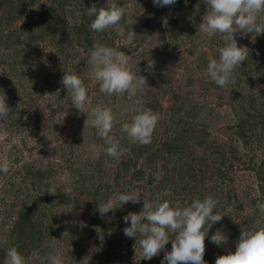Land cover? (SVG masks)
Here are the masks:
<instances>
[{
  "label": "trees",
  "instance_id": "1",
  "mask_svg": "<svg viewBox=\"0 0 264 264\" xmlns=\"http://www.w3.org/2000/svg\"><path fill=\"white\" fill-rule=\"evenodd\" d=\"M116 2L124 7L125 20L135 22L131 25L137 34L134 46L126 45L112 29L95 32L89 28L94 17L87 15V9L93 4L104 7L107 0H0V95H5L10 109L6 118H0V134L15 128L35 142L46 138L44 129L57 124L65 109L68 93L62 77L65 72L76 73L88 89L89 108L113 109L116 123L111 134L119 140L123 154L116 159L101 151L95 168L106 163L109 169L102 174L90 169L82 193L75 187L78 181L70 186L69 198L80 193L75 194L71 210L73 218L80 221L72 230L73 246L81 248L88 243L87 254L93 264H161L165 252L171 251V240L159 255L141 259L137 238L124 234L130 226L124 217L141 211L143 198L166 200L172 207L183 208L210 194L224 215L205 237L204 261L215 264L218 256L235 252L242 231L254 229L257 220L264 225V215L257 208L258 203H264V37L246 41L245 35H235L238 46L249 49V56L235 70V82L220 88L210 81L206 69L210 57L219 58L223 37L212 35L207 45L198 42L208 36L198 30L207 8L203 0H177L165 7L154 5L153 0ZM121 24L127 30L124 20ZM166 38L169 43L163 46ZM95 42L128 56L136 51L130 65L147 84L134 100L127 93L108 96L99 91L88 63ZM184 46L192 47L191 52H181ZM166 47L179 53L178 62L195 60L184 62L177 74L178 62L167 59ZM36 60L43 65L36 67ZM151 60L154 67L146 77L144 69ZM49 93L55 94L54 103L46 102ZM136 106L159 114L148 145L132 143L121 131L135 114L123 110ZM87 128L96 145L105 147L96 130ZM6 154L9 161L15 158L18 163L11 190L16 192L15 200L18 192L24 191L14 206L10 235L21 254L43 240L45 219L40 214L44 199L61 204L60 194L66 193L54 170L63 163L68 171L70 167L63 155L41 154L30 163L19 149ZM53 185L55 194H49ZM118 193H138L141 199L102 217L98 207ZM218 229L228 238L220 247L210 240Z\"/></svg>",
  "mask_w": 264,
  "mask_h": 264
},
{
  "label": "clouds",
  "instance_id": "2",
  "mask_svg": "<svg viewBox=\"0 0 264 264\" xmlns=\"http://www.w3.org/2000/svg\"><path fill=\"white\" fill-rule=\"evenodd\" d=\"M176 2L177 0H153L154 5L158 7L174 5ZM203 3L207 8L199 24V32L205 35L218 34L224 41L223 46L218 48L219 58H209L206 74L210 81L224 88L235 82V70L241 67L249 56V49L246 46H238L235 35L251 33L255 37L264 34V19H261V14H264V0H203ZM87 15L94 17L89 25L92 31L104 32L112 29L124 38L126 45L134 46L137 34L131 25L135 22L131 19L125 20V9L116 0H107V4L100 8L93 4L87 9ZM122 20L128 25L127 30L121 24ZM166 22L165 19L164 23ZM88 63L91 66L89 74L99 84V91L108 96L127 93L128 98L134 100L147 84L144 76H137L132 70L128 55L99 42L93 44ZM153 67L154 61H148L147 69ZM61 83L67 89L72 107L82 114H87L85 126L94 128L96 135L104 141L105 147L101 149L93 144L90 151L96 157L103 151L106 155L119 159L123 149L119 140L111 134L116 123L113 109L99 105L89 108L88 89L76 73L65 72ZM135 103L139 104L138 101ZM123 111L135 114L130 122L122 125L121 131L126 133L127 138L134 144H150L159 114L140 106ZM9 112L5 95H0V118H6ZM9 166L7 154H0V172L7 173ZM67 178L66 172L57 176L61 181ZM49 194H55V185ZM140 199L141 195L138 193L113 194L98 207V211L103 217L129 201L135 204L140 202ZM257 208L261 215H264V203H258ZM223 216L217 210V200L210 194L203 200H193L183 208L172 207L166 200L143 198L142 210L138 213L129 212L124 217L126 223L130 221V226L123 231L125 236L137 238L141 259L151 260L159 255L171 240V251L165 252L161 264H206L205 237ZM256 225L252 230L242 231L236 242L235 252L229 251L218 256L215 264H264V225L260 220L256 221ZM210 240L218 247L228 242L227 236L219 229L211 235ZM6 257L5 264H26L25 258L16 247L9 248ZM49 259L50 264H64L58 250L50 255Z\"/></svg>",
  "mask_w": 264,
  "mask_h": 264
},
{
  "label": "rangeland",
  "instance_id": "3",
  "mask_svg": "<svg viewBox=\"0 0 264 264\" xmlns=\"http://www.w3.org/2000/svg\"><path fill=\"white\" fill-rule=\"evenodd\" d=\"M261 19H264V14H261ZM211 36L212 35L202 36L198 42L207 45L209 43V37ZM253 36L254 34L251 33L245 35L246 41H250L256 37ZM259 37L263 38L264 34H261ZM163 43V46L167 45L169 43V38H166ZM191 49L192 47L190 46H184L180 51L191 52ZM133 51L134 52L129 56L130 60L133 57H137L136 51ZM165 51L167 59H170L175 64V58L179 53L174 52L171 47H166ZM193 59L194 57L189 59L186 58L185 61H176L178 62L175 67L177 74L181 73V66H183L184 62L192 63ZM34 65L36 67L42 66L43 61L36 60ZM146 69L147 68L144 69V74L147 77L149 72L148 69ZM93 82L97 83L94 78ZM54 95L53 93H49L45 98L46 102L54 103ZM64 105L65 109L62 119H60L57 124H51L44 129L47 137L40 142H35V139L31 135L14 130L15 128L10 133L0 134V154L7 153L11 150H14V153H16L19 149L23 153L26 162L30 163L41 154L48 156L59 155V157L63 155L71 170L68 171L64 163L63 166L59 164L54 170L56 178L58 175H63L65 172L68 173L67 180L61 181L57 179L58 185H63L65 187L63 193L65 191L66 193H64V196H62V193L60 194L61 204L44 199L43 209L40 214L41 217L45 219L42 228L43 240L30 251L26 250L21 253L25 258L26 264H50V255L55 254L56 250L62 255L64 264H93L87 254L88 243L84 244L85 247L81 248H75L73 246L75 240L71 238L72 230L76 223H80V221L73 218L74 212L71 210L73 203L76 202L75 194L79 195L82 193L83 183L87 181L85 174L92 170H98L100 174H102L109 169V166L104 163L98 166L99 169L95 168L97 167L96 163L99 157H96L90 151V146L93 144L96 145V140L90 137V131L88 132L89 128L85 126L87 114H82L78 109L72 107L70 97L66 98ZM54 158L53 156V159ZM109 161L110 160H108V162ZM16 164H18L17 160L13 158L10 161L9 171L7 173L0 172V264H5L7 259L6 252L9 248L13 247L10 235L14 218V206L24 195V191L18 192V198L15 200L14 194L16 192H11L15 186L16 179H14V175L17 171ZM21 180L23 181V176ZM77 181L78 186L75 185V187L79 189L78 192L80 193H73L74 195L69 198V195H72L70 186L74 187V183L76 184ZM31 194L34 197L36 195L34 191ZM91 248H93V244ZM88 249H90V247Z\"/></svg>",
  "mask_w": 264,
  "mask_h": 264
}]
</instances>
